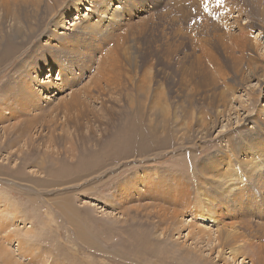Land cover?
<instances>
[{
	"label": "rangeland",
	"instance_id": "374dc122",
	"mask_svg": "<svg viewBox=\"0 0 264 264\" xmlns=\"http://www.w3.org/2000/svg\"><path fill=\"white\" fill-rule=\"evenodd\" d=\"M70 2L0 8V264H264V0Z\"/></svg>",
	"mask_w": 264,
	"mask_h": 264
},
{
	"label": "bare ground",
	"instance_id": "6f19581e",
	"mask_svg": "<svg viewBox=\"0 0 264 264\" xmlns=\"http://www.w3.org/2000/svg\"><path fill=\"white\" fill-rule=\"evenodd\" d=\"M10 1L13 3V5L16 7V9H15V13H17V14H28V15H30V17H29V20H28V22H27V27L28 28H31V30L33 31V34L36 36V35H38V36H40L39 34H38V29L39 28H41L42 26H44V22H45V20L47 19V17H49V16H51L53 13H54V11L56 10V7H57V4H58V1H60V0H43V1H41V2H43L44 3V5H45V7H43V8H39L37 5H36V3H35V0H0V8H2V11L4 12V13H9L10 12V8H9V5H10ZM92 3H93V10H92V12L96 15V17L94 18V17H90V18H83L81 15H80V7H82V6H80L79 7V4L77 3V2H74L73 4L70 2V4L69 5H67V7L68 8H73L75 11H74V14H73V17H74V19L72 20V22L70 23L71 25H69L71 28H76V26H77V24L80 22V21H84V27H81L80 28V30H82V32H84V33H86L87 31H88V29H87V26H88V24L91 22V21H93L94 19H97V18H99V17H103L104 16V14H106L107 12H108V8H107V6H109V0H92ZM79 7V8H78ZM60 19H63V15H60ZM97 21V20H96ZM63 26V25H62ZM63 34V33H62ZM240 34H241V38H242V42H244V41H247L249 38H250V36H249V33H246L245 31H243V30H240ZM63 44V43H62ZM24 45H25V43L24 42H20L19 44H18V46L19 47H21V48H23L24 47ZM60 46H62L61 44H60ZM63 49L65 50L66 48L64 47V44H63ZM249 69H252L253 70V68L251 67V68H249ZM255 70V69H254ZM255 75V74H254ZM48 78H50V76H48ZM100 80V79H99ZM102 80V79H101ZM259 83H260V85L261 86H264V82H260V81H258ZM32 85H34V87H31V85L30 84H25L24 85V87L23 88H21L19 91L21 92V98H19L18 99V97H16L15 98V104L17 105V108L18 109H20V106H22V105H25V104H27V105H34L35 104V101H33V100H31L30 98H29V95L31 94L32 95V93L33 92H36V93H40V92H45V91H48L49 89H50V86H46V87H42L41 85H39V84H32ZM35 86H37V87H35ZM30 89V90H29ZM28 94V95H27ZM18 95V94H17ZM30 95V96H31ZM26 100H29L30 102H27ZM12 103V101H9V98H4V99H2V102L0 101V106L1 105H3V106H5V107H7V108H11V106H10V104ZM70 104H71V102H69ZM69 103H67V102H65V103H62L60 106H56V108H55V110H57V109H59L60 107H62V108H64V109H66V108H68V106H69ZM4 118V116L2 115H0V121L2 120ZM36 118H38V117H36ZM36 118L34 117V119L36 120ZM33 119V118H32ZM33 119V120H34ZM5 120V119H4ZM18 121H16L17 123H14L13 122V124L10 126V127H8V128H6L5 130H3V136L5 137V139L7 140V141H9L10 143H13L14 145L15 144H17V143H19V141H20V139H18L17 137H15L16 135H18V136H21V135H23V134H25V133H27V126H25L26 125V122H24L23 120H20V119H17ZM1 123V122H0ZM48 123V122H47ZM53 123V122H52ZM49 125V124H48ZM51 125V124H50ZM4 126V125H3ZM52 126H54V124H52ZM19 127V128H18ZM50 126H47V128H49ZM55 127V126H54ZM52 128V127H51ZM11 129H14V131H15V129L17 130V129H20L21 130V132L19 131H15V133H14V131H11ZM55 129H57V128H55ZM64 129H65V127H64ZM63 129V127L61 128V131L62 132H65V130ZM54 130H51L50 132H53ZM264 132V131H263ZM66 133V132H65ZM64 134V133H63ZM67 134V133H66ZM68 137V139H69V135L67 136ZM66 137V138H67ZM30 141H32V140H30ZM37 140H35V142H36ZM32 143V142H31ZM62 145H60L62 148H64L63 150L60 148V146L58 147V149L57 150H61V152H59V156H61V155H64L65 157L66 156H68L69 158H70V156H71V158H73V157H75V150L74 149H72V147H71V144H70V146L69 147H67L66 145H65V143L63 142V143H61ZM50 146H52V145H50ZM84 149V148H83ZM23 151V150H22ZM82 151H84V150H82ZM82 151H81V153H82ZM33 152V151H32ZM32 152H30V153H28V152H25L26 154H28L29 156L32 154ZM36 152H38V151H36ZM53 152V151H52ZM51 152V153H52ZM55 152V151H54ZM20 153H22V154H25L24 152H20ZM42 153H44V152H42ZM16 154H17V152H16ZM22 154H21V156H22ZM53 154V153H52ZM52 154H50V155H52ZM38 155V154H37ZM47 155H49L48 153H47ZM32 156V155H31ZM36 156V155H35ZM34 156V157H35ZM55 156V155H54ZM24 157H26V156H24ZM23 157V158H24ZM220 162V161H219ZM218 165V164H217ZM216 165V166H217ZM229 166H232V163L230 162L229 164H228ZM242 165V164H241ZM244 165V164H243ZM219 166H217V168H218ZM236 168V167H235ZM238 173V172H237ZM227 176H228V174H227ZM229 177V176H228ZM230 178V177H229ZM229 180V179H228ZM231 181V180H230ZM229 182V181H228ZM229 185H231V184H229ZM23 187V186H22ZM67 205V204H66ZM14 213V212H13ZM200 217H202L201 215H199ZM9 217V216H8ZM2 219V218H1ZM215 222V221H214ZM0 223H1V221H0ZM13 225V224H12ZM9 226H10V224H9ZM8 226V227H9ZM6 227L5 225H3L2 223H1V225H0V230H3L4 232H8V234L6 235V237H4V239H3V242L5 243H10V241H11V238H13V240H14V242L16 243V250H17V252L19 253L20 251H22V252H26V250H25V248L27 249H30V244H27V242H26V237L27 236H29V235H25L26 237H24V235H22L21 234V232L20 231H17V232H15V231H13V232H11L10 231V228L11 227ZM13 227V226H12ZM8 228V229H7ZM20 229V228H19ZM6 230V231H5ZM10 232H9V231ZM11 230H12V228H11ZM14 230H15V228H14ZM23 230H24V233L25 234H30L31 233V231H30V229H28V227H26V225L23 227ZM12 233V234H11ZM215 234V233H214ZM213 235V234H212ZM218 235H219V233H216L215 234V237H214V239H213V242L214 243H219L218 242V240L220 239V237H218ZM228 237H230V236H228ZM227 237V238H228ZM32 238V237H31ZM209 239L208 240H210V237H208ZM12 240V241H13ZM91 240V239H90ZM233 241V239L232 240H230V241H227L226 243L227 244H229L230 242H232ZM26 244L28 245L27 247H26ZM35 245L33 244L32 246H31V248H33ZM3 249V248H2ZM5 249V248H4ZM34 249V248H33ZM6 250V249H5ZM8 251V250H7ZM6 252V251H5ZM28 253V252H27ZM30 253H32V251L30 250ZM229 253L230 254H232L233 255V253L231 252V251H229ZM2 254H3V252H2ZM9 254V253H8ZM68 254V253H67ZM10 255V254H9ZM13 255V254H12ZM30 255V254H29ZM22 256H23V254H22ZM21 256V257H22ZM6 257V256H5ZM19 257V256H18ZM20 257V258H21ZM25 259L26 258H28L29 259V256L28 257H26V254H25V256H23ZM34 257V256H33ZM8 258L10 259L11 258V256L9 257L8 256ZM14 259V258H13ZM232 259L235 261V259L232 257ZM12 260V259H11ZM17 260V259H16ZM15 260V261H16ZM14 261V262H15ZM30 261V260H29ZM36 261V260H35ZM34 261V262H35ZM40 261V259H38V262ZM53 261V260H52ZM244 260H243V258L241 259V261H240V264H244V262H243ZM1 262V261H0ZM10 263V260H8V261H6L5 260V263ZM47 262H49V260L48 261H45V264L47 263ZM236 262V261H235ZM4 262H2V264H3ZM19 263V262H18ZM18 263H14V264H18ZM32 263V262H31ZM37 263V262H36ZM35 263V264H36ZM51 263V262H50ZM234 263V262H233ZM52 264H58L57 262H52ZM237 264H238V262H237Z\"/></svg>",
	"mask_w": 264,
	"mask_h": 264
}]
</instances>
